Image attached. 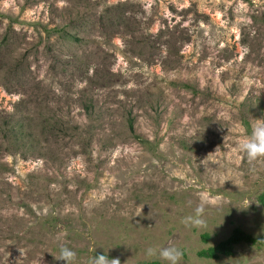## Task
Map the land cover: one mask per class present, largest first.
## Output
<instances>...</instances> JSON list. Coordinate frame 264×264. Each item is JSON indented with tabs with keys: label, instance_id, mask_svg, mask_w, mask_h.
I'll use <instances>...</instances> for the list:
<instances>
[{
	"label": "rangeland",
	"instance_id": "1",
	"mask_svg": "<svg viewBox=\"0 0 264 264\" xmlns=\"http://www.w3.org/2000/svg\"><path fill=\"white\" fill-rule=\"evenodd\" d=\"M259 118L264 0H0V264H264Z\"/></svg>",
	"mask_w": 264,
	"mask_h": 264
},
{
	"label": "clouds",
	"instance_id": "2",
	"mask_svg": "<svg viewBox=\"0 0 264 264\" xmlns=\"http://www.w3.org/2000/svg\"><path fill=\"white\" fill-rule=\"evenodd\" d=\"M237 151L244 153L249 162L264 158V118H259L252 123L251 133L242 135L237 141ZM207 203V199L201 197L193 211L182 217L180 222L190 228L204 226ZM20 251L24 258V250L20 249ZM144 254L147 259H158L167 262V264H182L184 257L183 249L176 245H152L145 249ZM54 257L58 261H64L65 264H77V253L66 245H61L58 254ZM87 264H121V262L119 258H109L105 253L90 256Z\"/></svg>",
	"mask_w": 264,
	"mask_h": 264
},
{
	"label": "trees",
	"instance_id": "3",
	"mask_svg": "<svg viewBox=\"0 0 264 264\" xmlns=\"http://www.w3.org/2000/svg\"><path fill=\"white\" fill-rule=\"evenodd\" d=\"M241 242L264 246V235L254 237L252 234L244 232L240 228H236L233 234L227 240L221 241L216 246L201 250L199 254L210 258L218 257L220 254L227 255L232 252L233 247L236 244Z\"/></svg>",
	"mask_w": 264,
	"mask_h": 264
}]
</instances>
